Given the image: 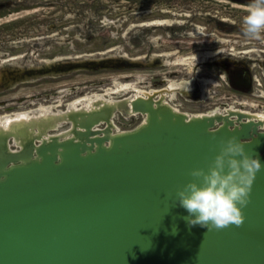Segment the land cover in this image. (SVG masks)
Returning a JSON list of instances; mask_svg holds the SVG:
<instances>
[{
    "label": "water",
    "instance_id": "95a60500",
    "mask_svg": "<svg viewBox=\"0 0 264 264\" xmlns=\"http://www.w3.org/2000/svg\"><path fill=\"white\" fill-rule=\"evenodd\" d=\"M117 100L0 129V264H264L261 124ZM119 113L144 119L119 131ZM230 137L262 165L244 223L190 227L176 192Z\"/></svg>",
    "mask_w": 264,
    "mask_h": 264
},
{
    "label": "rangeland",
    "instance_id": "374dc122",
    "mask_svg": "<svg viewBox=\"0 0 264 264\" xmlns=\"http://www.w3.org/2000/svg\"><path fill=\"white\" fill-rule=\"evenodd\" d=\"M202 1L214 0H0V38H6L11 33L22 34L18 40L0 39L2 43L6 42L0 48V63L5 58L3 53H8L9 49L13 50L10 55L27 54L0 67V101L3 102L0 113L33 109L39 104L50 105L55 101L60 102L59 109H64L65 104L81 94L99 92L115 83L133 81L138 88H142L144 77L159 73L160 68L154 66L149 69L146 60L140 59L147 48L144 36L148 32V27L141 23L148 16L141 15L140 10H144V6L148 7L153 12L150 18H157L160 13L156 6L158 9L174 7L184 13L188 12L190 6L195 9ZM224 1L219 3L229 7L231 21L237 22L242 18V23H247L248 17L255 10V5L241 7L232 0ZM166 3L169 6H164ZM32 19L35 24L31 23ZM51 21L52 24L48 23ZM154 33L163 34L164 30L159 29ZM229 37L231 41L227 45L234 48L233 58L238 59V32L231 28ZM176 40L169 44H175ZM181 40L190 42V39ZM11 41L14 43L10 45ZM209 44L215 48L210 46L209 50L205 49ZM197 45L203 47L204 51H215L224 46L218 41L201 40ZM256 53L246 55L255 56ZM207 56H198L196 62L203 63ZM133 57L139 60L130 61L129 58ZM220 57L217 55L214 59ZM53 58L58 61L48 65L47 61ZM189 58L177 59L172 64H192L193 60ZM41 60L46 63L38 62ZM180 60L187 62L176 65L175 62ZM115 61L118 62L116 66H110ZM23 65H28V70L34 71L25 72L27 68H22ZM187 67L189 70L192 68L191 65ZM205 80H212L214 84L203 90V97L208 88L211 92L213 86L218 85L211 78L199 79V83ZM31 81L32 84H22L5 92L8 84L15 87L19 82ZM208 101L212 102V98L205 102ZM29 102L37 105L29 106ZM142 120L134 118L127 121L128 125L123 129L116 122V127L119 130L133 129Z\"/></svg>",
    "mask_w": 264,
    "mask_h": 264
},
{
    "label": "flooded vegetation",
    "instance_id": "af4514ba",
    "mask_svg": "<svg viewBox=\"0 0 264 264\" xmlns=\"http://www.w3.org/2000/svg\"><path fill=\"white\" fill-rule=\"evenodd\" d=\"M166 1L167 0H165V2ZM214 1H202L195 9L190 6L188 12L184 13L176 10L174 7L158 9V6H156V10L160 13L157 18L154 16L150 18V14L153 12L148 7L144 6V10H140L139 13L141 15L148 16L146 21L141 22L148 27V32L144 36V43L147 48L140 59L146 60L149 69L154 66L160 68L159 73L147 74L144 77L141 87L148 91H158L156 94H151L150 98L154 101L168 104L172 109L187 116L211 113L215 114V116H228L229 112H233L229 109L232 106L242 114L255 115L258 112L264 113V27H262L257 34L249 33L247 31V23H242V18H239L237 22L231 21L229 18V7L219 3L224 0ZM232 1L239 3L241 7H251L254 5L264 6V0ZM166 4L167 5L164 6H169L168 3ZM33 21L32 19L31 23L35 24ZM152 21H166L168 24L159 26L147 25ZM48 23L52 24L53 21ZM231 28L237 31L240 37L239 40H236L239 42L238 47L240 48L237 51L238 59L233 58L235 57L234 48L227 45L231 41L229 37L231 35ZM159 29L164 30V33L155 35L156 33L154 32ZM18 34L19 35L11 33L6 38L18 40L22 35L20 33ZM166 38L169 39L165 40ZM181 38L190 39V42H184L186 40H181ZM174 40H176L175 44H169V42ZM200 40L218 41L224 46L215 51H208L210 46L211 48H215L213 44H209V46L205 48L208 50L204 51L203 47L200 48L197 45ZM5 43L0 41V48H2V45ZM13 43L14 41H11L10 45ZM225 46H227V50H225ZM242 48L247 49L242 50ZM12 51L13 50L9 49L7 51L8 53H3L5 58L1 60L0 67L3 64L13 62L27 55L26 53L22 55H10ZM255 52H257L255 56L246 55ZM193 54L199 56L207 54L208 56L204 62L202 61L203 63L196 62L195 68V62L192 61V68L190 70L187 67L188 65L175 66L172 64L177 59L184 57L188 58ZM217 55L221 57L215 60L214 58ZM134 59H136V57L129 58L130 61H134ZM56 61H58V59L53 58L52 60H48L47 64L49 65ZM38 62L46 63L45 60ZM23 67L27 68L25 72L34 71L32 69L28 70V65H23L22 68ZM171 67L174 68L172 69ZM19 70L21 71L22 69L19 67ZM15 78L16 77H14V79ZM202 78H211L218 84L217 86H213L214 89L211 90V92L208 88L205 92V97H202L200 94V92L203 93L202 84L199 83V79ZM187 81H190L189 86H187ZM137 82L138 84L141 83L139 81ZM32 83L33 81L26 83L19 82L15 87L9 86L8 84L5 87V92L13 90L19 85ZM171 84L173 87H169ZM129 96L130 95L115 99ZM209 98H212V102L208 101L206 103L205 101ZM241 103L247 105L244 106ZM0 105H3L2 101H0ZM28 105L35 106L37 104L29 102ZM251 105L252 107H250ZM1 114L4 113L2 112L0 115ZM134 118L144 119L140 114L124 117L119 113L114 116L113 122L115 126L117 122L120 128L122 127L123 129V127L128 125L127 121ZM230 119L235 120L234 117H230ZM245 121L246 120H242V122ZM246 122L260 123L261 125L258 126L256 130L258 132H264V124L262 121L250 117ZM67 128L68 125L61 126L58 128L57 132Z\"/></svg>",
    "mask_w": 264,
    "mask_h": 264
},
{
    "label": "clouds",
    "instance_id": "9594fccd",
    "mask_svg": "<svg viewBox=\"0 0 264 264\" xmlns=\"http://www.w3.org/2000/svg\"><path fill=\"white\" fill-rule=\"evenodd\" d=\"M262 27L264 6L257 5L247 19V31L257 34ZM191 59L195 68L197 57L193 54ZM186 83L189 86L190 81ZM261 168L260 160L249 157L236 137L221 140L207 171H190L192 180L176 192L178 204L188 213L184 217L188 225H199L207 231L241 227L245 219L242 209L249 203L251 185Z\"/></svg>",
    "mask_w": 264,
    "mask_h": 264
},
{
    "label": "bare ground",
    "instance_id": "6f19581e",
    "mask_svg": "<svg viewBox=\"0 0 264 264\" xmlns=\"http://www.w3.org/2000/svg\"><path fill=\"white\" fill-rule=\"evenodd\" d=\"M164 24H167V22L152 21L150 23V25H155V26L164 25ZM195 56L198 58L199 55L198 56L195 55ZM202 56L205 57V55H202ZM191 57L192 56H190L189 59H191ZM204 57H203V60H204ZM184 62H187V61L180 60L179 62L178 61L175 62V64L176 65H178V63L184 64ZM186 64L191 65L190 63H186ZM171 83H172V81H171ZM201 84H202V87L204 90L207 88L208 85L212 86L214 84V82L212 80H205ZM169 87H173V85L171 84V85H169ZM169 92H170V90H169ZM153 93L156 94V93H158V91H148L147 89H144V88H138L135 85V83H133V82L115 83L113 86H109L103 90H99V92L85 93L84 95L81 94L80 97H76L73 100L69 101L67 104H65L64 109H59L58 107H60V102L55 101V103L53 102L50 105L49 104L48 105L39 104V105H37V107L35 106V108H33V109L30 108V109H26V110H22V111H16V112H11V113L7 112L4 114H1L0 115V129H8L12 125H21L24 122H30L32 120H38L40 118H45L48 116H58V115L64 114L66 111H73V110L77 111L80 109L89 110L92 107H94L96 104H99V103L104 102V101L109 102V103H115V101H118L115 98L123 97L126 95L128 96V94L130 95L128 97V100H127L129 102L131 99H134L137 97H142V98L151 97V94H153ZM200 94L203 97V93L200 92ZM241 104L244 106L247 105L245 103H241ZM166 105H168V104H166ZM250 107H252V105ZM229 109H230V111H233L235 113H237L239 111V110H236L233 106L230 107ZM131 115H135V114H129V116H131ZM205 115L212 116L215 114L211 113V114H205ZM245 115H249V114H245ZM195 116H203V114H197ZM250 117H254V119L262 121V123L264 124V113L258 112L255 115L254 114L250 115Z\"/></svg>",
    "mask_w": 264,
    "mask_h": 264
},
{
    "label": "built area",
    "instance_id": "2783aa9c",
    "mask_svg": "<svg viewBox=\"0 0 264 264\" xmlns=\"http://www.w3.org/2000/svg\"><path fill=\"white\" fill-rule=\"evenodd\" d=\"M117 128V127H116ZM117 130H119V129H117ZM121 131H123V130H121Z\"/></svg>",
    "mask_w": 264,
    "mask_h": 264
},
{
    "label": "snow or ice",
    "instance_id": "6c2138e0",
    "mask_svg": "<svg viewBox=\"0 0 264 264\" xmlns=\"http://www.w3.org/2000/svg\"><path fill=\"white\" fill-rule=\"evenodd\" d=\"M254 22H256V21H254Z\"/></svg>",
    "mask_w": 264,
    "mask_h": 264
}]
</instances>
